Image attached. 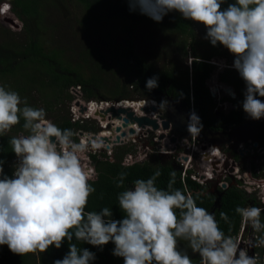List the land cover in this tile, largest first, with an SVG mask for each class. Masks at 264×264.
Wrapping results in <instances>:
<instances>
[{
    "label": "clouds",
    "instance_id": "1",
    "mask_svg": "<svg viewBox=\"0 0 264 264\" xmlns=\"http://www.w3.org/2000/svg\"><path fill=\"white\" fill-rule=\"evenodd\" d=\"M225 2L128 0L130 11L148 15L157 23L168 13L177 12L186 20L204 25V39L212 46H223L234 56L232 67L245 83L243 111L252 120H260L264 118V101L257 98L264 97V0H234L222 8ZM156 87L157 76L147 79L148 90ZM146 100L157 108L150 113L156 114L151 119L159 123L158 102ZM86 102L99 105L105 101ZM121 102L126 101L112 103ZM167 103L161 101L162 111ZM105 108L93 115L94 110H85L90 120L98 121L96 118L100 117L101 123L107 124L103 128L100 121L95 123L98 136L116 132V118H110L113 115L110 111L123 110ZM21 119L27 134L12 136L9 141L17 157L12 177L4 174V161L0 160V245L6 244L13 254L44 253L49 246L59 249L67 240L69 251L53 264H91L95 254L79 247L73 242L75 238L101 249L113 243L112 255L122 257L124 264H195L187 251L178 247L184 241L187 248L199 254V264H261L260 254L255 252L249 256L248 250L264 248V207H236L242 224L252 229L247 245L241 247V238L226 234L214 212L198 206L197 200L204 193L173 188L175 171L170 174L172 179L166 189L158 187L156 180L161 172L157 168L150 178L137 179L132 187L118 194L123 219H112L108 207L87 211L89 197L95 192L92 182L97 173L94 167H86L83 162L89 152L102 145L80 137L74 129L60 128L46 118L43 108L29 106L17 91L0 85V136L20 124ZM201 130L199 117L192 113L187 131L196 138ZM193 143L197 142H190ZM152 156L156 155L147 154L140 162ZM131 159L127 158L124 166L133 165ZM126 176L125 172L119 174L118 188L124 186ZM220 218L231 228L226 213L221 212Z\"/></svg>",
    "mask_w": 264,
    "mask_h": 264
},
{
    "label": "trees",
    "instance_id": "2",
    "mask_svg": "<svg viewBox=\"0 0 264 264\" xmlns=\"http://www.w3.org/2000/svg\"><path fill=\"white\" fill-rule=\"evenodd\" d=\"M7 1L10 5V11L17 16L19 19L17 24L22 26L21 33L26 35L11 34L9 29L0 26V85H5L10 87L19 93L22 98L27 99L29 106L38 108V102L42 103L47 113H55L56 107L59 106L63 101H73L71 96L68 95L69 91L76 88H81L84 93V98L87 101L95 97H100L98 91H102L103 86L99 77L95 76L89 79H84L78 74H74L70 67L62 68L58 64L57 55L46 52L45 46L49 45V41L54 39V33H56L57 25H50L49 28L44 30L43 26V16L45 4H48L49 0H0V3ZM53 1V0H52ZM80 5H82L86 11V15L82 18L81 25L86 28L84 32L90 35V29L95 31V35H100L103 32V28L111 24L112 21H118L119 23L126 25H137L143 29H147L149 37L153 35L154 31L158 33L166 34L168 33H178L182 34L188 40V47L195 51L194 43L196 27L204 28V25L184 19L177 12H170L163 17V20L159 23L155 22L148 15H143L139 11H130L128 0H75ZM234 0H226L222 5V8H226L229 3H233ZM8 5V4H7ZM9 12L5 15L9 16ZM50 24V23H49ZM43 26V27H42ZM41 27V28H40ZM99 27V29H97ZM89 29V30H88ZM123 30H118L117 28L114 32H124ZM49 32V33H48ZM156 32V33H157ZM93 34V33H92ZM24 38L23 42H17L19 38ZM105 43L111 52V58L114 60L115 57L120 58L118 62V67L123 70L124 73L129 74L133 79L132 88L137 90L141 89V85L146 86L147 79L157 76L158 77V87L157 89L166 88L168 83H172V88H175V78L174 74L170 71L156 72L153 66L140 54H138L133 49L131 43L125 44V49L121 50L120 46L114 45L110 34L105 36ZM45 43V44H44ZM196 43V42H195ZM182 52H186L187 46L184 42L178 44ZM221 46L219 44L216 45ZM222 47V46H221ZM216 49V50H215ZM219 50L214 48L208 56L199 57L196 53L194 55V62L192 64L193 74L192 83L190 85L188 70L184 72V78L186 83L185 96L188 98L190 95V90L194 89L196 94V99L205 97L208 95V91L205 87V81L212 74V67L207 61L212 58L218 57ZM85 58H94L97 60L98 64L96 66L97 72L103 73L108 71L109 66L106 62L104 54L98 52L95 49L88 50L84 53ZM206 57V58H203ZM88 65V63H87ZM31 67L32 74V85L22 86L20 81L23 77H20L18 83L8 84V77L11 74H15L20 68L27 71ZM61 67V68H59ZM59 70V71H58ZM80 71H83L81 69ZM14 72V73H13ZM10 79V78H9ZM126 91L128 86H125ZM46 90L56 91L55 95H47ZM125 91V90H124ZM115 102L124 101L128 99V95L125 92L119 95H114ZM209 97V95H208ZM195 99V100H196ZM51 100V101H49ZM125 107V106H124ZM130 107H135V104L130 105ZM126 108V107H125ZM53 115H50V117ZM59 119H54L53 122L60 128H71L77 132L86 133H97L98 129L96 126L89 127L88 125L82 126L80 124H73L69 115L61 114ZM120 124V123H119ZM23 120L21 119L20 124L14 126L10 132L6 135L0 136V160L4 161L3 170L4 174L12 177L14 168L16 166L17 157L12 151V146L9 143L12 136L27 134L23 130ZM121 125V124H120ZM206 126L212 127L211 121L206 119ZM132 152V148H120L115 152L114 156L99 159L97 156L92 158V162L96 165L95 171L97 173L96 180H94L93 187L95 192H93L88 200L87 211H99L103 207L110 208L112 212V219L121 220L124 218V214L121 211L117 196L124 188L132 187V184L137 179H148L150 178L157 168H159L161 175L156 180V185L160 188H167L169 181L172 179L171 173L175 171V183L173 188H178L181 190H190L193 194L196 192L204 193L206 186L198 184L197 181L190 176L183 178L182 171L179 167H172L170 165H154L150 161H144L140 163H135L131 166H124V157ZM121 172L127 173L124 179V186L117 187V181L119 179V174ZM248 197L241 190L235 188L229 190L222 202V208L220 211H215L216 219L220 224L221 229L226 233L233 236H239L241 233L242 222L240 216L235 212L236 207L246 206ZM197 204L200 207H204L212 212L214 199L212 196L203 195ZM224 212L228 215L229 222L231 223V228L229 223L221 220L220 213ZM79 247L86 248L90 252L95 254V259L91 264H124L122 257H117L112 255V250L114 244L109 242L101 248L92 246L87 243L75 241ZM179 249L187 251L189 257L199 264V254L193 253L184 241H180L178 244ZM69 251L68 241L65 240L62 246L57 249L53 246H49L48 250L44 253H40L41 264H53V261L57 259H62ZM39 254V253H38ZM37 254L28 253L25 255L13 254L8 250V246L0 245V264H37L36 259Z\"/></svg>",
    "mask_w": 264,
    "mask_h": 264
},
{
    "label": "rangeland",
    "instance_id": "3",
    "mask_svg": "<svg viewBox=\"0 0 264 264\" xmlns=\"http://www.w3.org/2000/svg\"><path fill=\"white\" fill-rule=\"evenodd\" d=\"M49 1L50 2L48 4H45V8H44V16H43V22H44L43 26L45 27L44 30L46 31V29L53 24L57 25V30L56 33H54V39L49 41V45L46 44L45 51L49 53L53 51L52 54L57 55L58 64H60L62 68L70 67L71 71L74 74L76 73L81 77H83L84 79H89L95 76L99 77L103 89L102 91H98L100 97H95L90 101L99 100V101L115 102L116 100L114 98L115 97L114 95H119L122 92L127 93L128 99L124 101H128L127 102L128 104L130 103L132 104V102L138 100L141 101L146 99H152V97L146 90L142 91V90H137L134 87L132 88L131 84L133 79L129 76V74L124 73L123 70H121L117 65L118 62L121 61L119 57H115L114 60L111 58L110 60L111 52L105 43L106 41L105 36L107 34H110V38H112L113 40L112 43L116 46H120L121 50L125 49L126 43L127 44L131 43L133 45L134 51H136L138 54L144 57L153 66L156 72H165V71L170 72L177 70V72L181 74L183 70L185 71L188 70L189 79L191 78L192 75L191 66L194 62V55L192 53L193 49L187 46L188 40L182 34L168 33V35H166V34H162L161 32L158 33L157 31H154L153 35H150L148 37L147 29L138 27L135 24L126 25L113 20L111 24H108L103 28V32H101L100 35H95L94 34L95 31L91 29L90 30L88 29L90 31L89 33L90 35H88L86 32H84V30L88 27L83 28V26L81 25L82 18L86 15V11L82 5H80L75 0H53V1L49 0ZM7 4H9L7 1H3L0 3V15H2V9L5 6H7ZM10 15L13 18L15 17L17 18V16H15V14L12 12V10L10 11ZM15 20L16 19H14V21ZM17 22L15 21V24H10L4 21V16L0 17V26L9 29L12 32L11 34L21 33L23 28L22 26L19 25L20 23L16 24ZM116 28L118 30H123L124 28H126V30L124 32L122 31L114 32ZM97 29H99V27H97ZM205 34H206L205 28L200 31L197 30L195 33L196 45H194L195 46L194 52L199 57L208 56L210 54L209 52L213 51V46L210 44V42L207 39H204ZM21 35H26V34L21 33ZM23 41H24L23 37L17 40V42L20 43ZM181 42H184V44L187 46L186 48L187 55L185 54V52H182V50L178 45ZM92 49H95L98 52L104 54L105 58L107 59L106 62H108V66H109L108 71L99 74L96 69V66L98 64L97 60L90 57L85 58L84 53ZM218 49H219L218 54L220 55L216 57L215 60L217 61L219 66L228 65L230 57L229 59L228 57H226L227 49L224 47ZM215 60H213L212 63H214ZM81 69H83V71H80ZM30 74H32L31 67L28 68L27 71H24V69L20 68L19 70L16 71L15 74H11L7 78L8 84L13 85L15 81L14 85H16L20 77H23V80L20 81L21 85L29 87L32 85V81H31L32 77H30ZM176 78L179 79L178 76H176ZM178 83H179L178 88H182L181 80ZM125 86H128L127 91L125 89L126 88ZM45 92L47 95H51V96L56 94L55 90L54 91L46 90ZM68 95L71 96L73 101L71 102L67 100L63 101L59 106L56 107V112L53 114L47 113L45 106L40 102H38V108H43L46 111V118L51 120L52 122L54 119L55 120L59 119L60 116L58 115L61 114L66 115L67 113V115H69L70 117L73 103L77 102L78 98H81V96L84 97L85 95L83 92L79 91L78 88L74 89V91L73 89L70 90ZM147 103L150 102L147 101ZM126 109L135 111L136 115L138 116H143V110H141L143 108L135 109L134 107L133 108L127 107ZM50 115L53 116L50 117ZM113 117L114 116L112 115V117L110 118L113 119ZM89 122L91 123H87L85 125H88L89 127H93L95 123L97 124L99 123L98 121L95 120H90ZM117 125H119L118 127H121L119 123H117ZM129 137L136 140V136L134 135H128L127 139ZM139 146H140L139 144L129 143V147L132 148V154H136V156H134L132 161L136 159H141V157L144 158L146 154H148L149 156L152 155L150 151L145 150L143 148L137 150ZM218 148L220 147L218 146ZM118 149L119 148H117L115 151L117 152ZM194 166H195L194 171L196 172L197 175H199L198 173H202L203 164L201 163L199 157L194 158ZM206 169H208V167L204 168V170ZM247 178L249 179V183H250V179H251L250 176L248 175ZM250 196L262 199V205L264 206V198L254 193H251ZM263 260H264V256H263Z\"/></svg>",
    "mask_w": 264,
    "mask_h": 264
},
{
    "label": "flooded vegetation",
    "instance_id": "4",
    "mask_svg": "<svg viewBox=\"0 0 264 264\" xmlns=\"http://www.w3.org/2000/svg\"><path fill=\"white\" fill-rule=\"evenodd\" d=\"M14 19L18 21L16 17ZM204 28L200 29L196 27V31L203 30ZM193 43L194 45H196L195 42ZM214 48H223V46H213V49ZM192 53L195 54V52ZM226 54V57H228V59L230 57V59L228 65H225L224 69H221L224 66H219V64L215 60L216 57L212 58L210 61H207V63L211 65L213 70L210 77L205 81V87L208 91L209 97L208 95H206L205 97L199 96V98L196 99L197 93L194 91V89L190 90V95L188 98L185 96V70H183L181 74L178 73L177 70L171 71L174 74V78L176 81L175 88L171 87L173 86L172 83H168L166 88H154L152 90H148L145 85H141L140 90H146L150 94L152 99L158 102L159 117L163 121L169 123L168 129L163 128L164 131H167V133H164L165 135H174L177 139V142H182L184 139L186 141L193 142L192 136L187 131V126L189 123L190 115L192 113H195L199 117L200 123L202 124V130L199 133L198 141H200L201 143L206 142L208 144L216 143L218 145L226 143L230 145V149H227L224 146L222 148L225 151L226 156H228V158H237L240 145L245 144L246 148H249L252 145L264 148V118H261L260 120H252L243 111L242 102L244 99L245 83L240 78L238 72L232 67L234 56L230 54L228 50ZM213 60H215V63H212ZM176 76H178L179 79L176 78ZM180 80L182 82V88H178V82ZM189 82L192 83V75L189 79ZM257 98L264 101V97ZM162 100H166L168 102L163 111L159 107ZM123 109L126 108L123 106ZM206 119L211 121V128L206 126ZM143 137V134L137 135L136 140L129 137L128 139L130 140V142L122 147H119V149L131 148L129 147V143L139 144L140 146L137 150L141 148L145 149V146H147L148 144L155 145L157 141L156 138H158L154 133H150L146 138ZM117 148L118 147L113 150L111 158L114 156L116 152L115 150ZM155 150L157 151L158 149L155 148ZM186 150L188 152V149ZM135 155L136 154H132V152H130L127 156L124 157V162L127 158H129V156ZM105 156H107V154L99 153V157L101 158V160ZM149 161L154 165H170L172 167H179V165L173 158H171V156L164 155L163 153L152 156ZM256 165L257 164H255V162L250 164V166H248L247 163H245V165H241L240 172L242 171V174L241 176H237L236 178L233 176L234 170L229 165V160L227 159V161L222 162L221 166L225 170L222 174L218 175L219 177L217 179L210 182L204 190V194L212 196L214 202L219 201L216 206L213 205L214 207L212 212L221 210V202L225 194L229 190L235 188L241 190L248 197L246 206L253 205L264 207L262 205V199L250 196V189H252L253 186L249 183V180L247 178L249 170H252L253 174H256V176L258 177L257 179L264 178V168H262L259 164L257 166ZM221 183L222 185H220ZM211 190H213L214 194L210 192ZM262 219H264V213H262ZM241 230L242 231L240 235L236 237L241 238V247H243L247 245V242L252 235V229L250 226L246 227L242 224ZM255 252H258L260 254L261 264H264V248H249L248 255L252 256V254H254ZM37 255L38 256H36V259H38V262L36 263L41 264L40 253Z\"/></svg>",
    "mask_w": 264,
    "mask_h": 264
},
{
    "label": "built area",
    "instance_id": "5",
    "mask_svg": "<svg viewBox=\"0 0 264 264\" xmlns=\"http://www.w3.org/2000/svg\"><path fill=\"white\" fill-rule=\"evenodd\" d=\"M5 12L10 13V7L9 6H5L2 9V13H3L4 17L7 16L10 18H13V17H11L10 14H9V16L5 15ZM78 90L82 92L81 88H78ZM73 91H74V89H73ZM123 103H127V102L116 103V105H115L112 102L105 101V102L99 103V105H98L97 103H94V102L87 103L84 100V97L81 96V98H78L77 102L73 103V107L71 109V114H70L71 122L73 124H80L82 126H85V124H87V123H91V122H89L90 121L89 113L83 112V110H82L83 108L89 110V112H91L92 110H94V112H97L98 110H103V109L107 110L105 107H107V108H109V107L119 108V106H121ZM143 115L150 117L149 115H155V113L147 114V113L143 112ZM96 119L98 121H100V123L103 120L100 117H98ZM159 123H160L159 129L155 130L153 127L147 126L145 128H141V131L138 135L143 134V136H144L143 138H146L150 133H154L158 137V138H156L157 141H156L155 145L148 144L147 146H145V150L150 151V153L152 155H159V154L163 153L164 155L171 156V158H173L176 161V163L179 165V168L182 171V177L183 178L189 177V172H191L190 176H192L197 181L198 184L208 186V184L210 182H212L213 180H215L219 177L218 176L219 174L223 173V171L225 169L222 168L221 164H222V162L227 161V159L229 160V165L234 170L233 176L236 178H237V176H241L242 171L240 172V166L245 165V163H247V165L250 166V164L255 162V164H257V165L259 164L262 168H264V148H262V147H257V146L252 145L251 147L246 148L245 144H243V145H240L237 158H235V157L228 158V156H226V153L222 148L224 146L225 148L230 149V145H228L226 143L225 144L222 143V145H218L216 143H214V145H213V143L208 144L206 142L201 143L200 141H198L199 135L196 138L194 136H192V138H193L192 140L196 141L197 142L196 144L195 143L190 144V142L186 141L185 139L182 142H177L176 141L177 139L173 142L171 139L175 138L174 135H165L164 138H161V136L163 135V132L167 133V131L163 130L162 125H161L162 119L160 117H159ZM106 125H103L101 123V126L103 128H105ZM123 132H124V130L121 133L107 132L106 134H101V136H106V138L108 140H110V143H106L102 139H100L101 136H98L96 133H93V132L86 133V132L79 131L78 134L80 137L87 138V139L94 140V141L97 140V142H99L102 145V147L100 149L93 150L87 154L88 158L86 160H84V162H83L84 165L86 167L92 166V164H93L92 158L95 156H97L99 159H101L99 157V153H106L108 157H111V154H113V150L116 147L119 148V147H122V146L128 144V142H130V140L127 138L120 139V142L122 144H114V143H116L117 137L121 138V135ZM160 139H162V140H160ZM218 146L220 148H218ZM210 147H212L213 149L218 148L220 150V152L222 154V160L221 161L216 160L217 157L212 156L210 158L208 155H206V152L208 151L207 149ZM155 148H157L158 150L156 151ZM181 148H182V150H181ZM186 149H188V152ZM145 156H147V154ZM129 157H131L133 159V156H129ZM195 157H199L201 163L203 164L202 173H198L199 175H197L196 172L194 171V169H195L194 158ZM208 158H210V159H208ZM132 159L130 161V164H134V163L140 162L142 160V159H136V160L132 161ZM214 166H216V168ZM206 167H208V169L204 170V168H206ZM248 175L254 181L256 180L257 186L259 188H262V187L264 188V180H263L264 178L263 179H261V178L257 179L258 177L256 176L255 173L253 174L252 170H249ZM95 180H96V178H95ZM250 184H251V182H250ZM220 185H222V183ZM251 193H252V189H251ZM255 194H258L259 196H262L264 198V191L259 190Z\"/></svg>",
    "mask_w": 264,
    "mask_h": 264
},
{
    "label": "water",
    "instance_id": "6",
    "mask_svg": "<svg viewBox=\"0 0 264 264\" xmlns=\"http://www.w3.org/2000/svg\"><path fill=\"white\" fill-rule=\"evenodd\" d=\"M4 21L7 22V23H10V24H15L16 20L14 21L13 18L4 17ZM224 68H225V66L222 67L221 69H224ZM82 110H83V112H85L86 109L83 108ZM151 110L152 111H157V108L154 107V106H151L150 108H146L145 112L146 113H150ZM110 112L113 113L114 118L118 117V118H120L123 121L122 128H116V133H121L123 129L127 130L128 127H130L128 133L130 135H135L136 134L135 127H137V128H145L147 126H151L155 130L159 129V127H160V124L158 123L157 120H152L151 118H148V117H139V116H137L135 114V112H133L131 110H120L118 112H115L114 110H111ZM122 116H125V119H122ZM161 125H162V128H164V129H168L169 128V123L165 122L163 120H162ZM126 136H127L126 132H123L122 135H121V138L117 137L116 143H114V144H122L120 142V139H124V138H126ZM164 137H165V134H163L161 136V138H164ZM102 140L104 142H106V143H110V140H108V139H102ZM171 140L174 142L176 140V138H172ZM217 143H219V142H217ZM92 166L95 167V164L93 163ZM210 192L213 193V190H211ZM218 203H219V201H215L214 202V206H216Z\"/></svg>",
    "mask_w": 264,
    "mask_h": 264
},
{
    "label": "bare ground",
    "instance_id": "7",
    "mask_svg": "<svg viewBox=\"0 0 264 264\" xmlns=\"http://www.w3.org/2000/svg\"><path fill=\"white\" fill-rule=\"evenodd\" d=\"M215 63V62H214ZM144 101H145V104H144ZM144 101H135V102H132V104H135V107L136 108H139V109H141V108H143V109H141V110H143V112L145 111V109L146 108H149L152 104H150V103H147V100H144ZM126 102H128V101H126ZM132 104L130 103V104H128V103H123L121 106H119V108L121 107V108H123V106H125L126 108L127 107H129L130 105L132 106ZM154 104V103H153ZM146 106V107H145ZM156 106V105H155ZM123 110H129V109H123ZM132 111V110H131ZM91 114L93 115L94 114V111H92L91 112ZM90 114V115H91ZM144 116V115H143ZM150 116V118H154V117H156V114L155 115H149ZM115 120V123L117 124V123H120L121 124V127H118L119 125H117V127L118 128H122V123H121V119L120 118H116V119H114ZM129 128L130 127H128V129L126 130V135L128 136V135H130L127 131L129 130ZM132 128V127H131ZM135 129H136V134L138 135L139 133H140V128H137V127H135ZM134 135V136H137V135ZM163 134H164V132H163ZM127 136H126V138H127ZM97 141V140H96ZM210 149V150H209ZM208 151L206 152V155H208L210 158L212 157V156H214V157H217V159L216 160H222V154H221V152H220V150L218 149V148H216V149H213L212 147H210V148H208L207 149Z\"/></svg>",
    "mask_w": 264,
    "mask_h": 264
},
{
    "label": "crops",
    "instance_id": "8",
    "mask_svg": "<svg viewBox=\"0 0 264 264\" xmlns=\"http://www.w3.org/2000/svg\"><path fill=\"white\" fill-rule=\"evenodd\" d=\"M250 182H251V184H252V193H257L259 190H261V191H264V188L262 187V188H259L258 186H257V183H256V180L254 181L252 178L250 179ZM255 198V197H254Z\"/></svg>",
    "mask_w": 264,
    "mask_h": 264
}]
</instances>
